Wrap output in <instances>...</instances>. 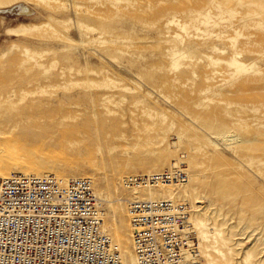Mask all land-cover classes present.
Instances as JSON below:
<instances>
[{"label":"rangeland","instance_id":"rangeland-1","mask_svg":"<svg viewBox=\"0 0 264 264\" xmlns=\"http://www.w3.org/2000/svg\"><path fill=\"white\" fill-rule=\"evenodd\" d=\"M16 107L0 148L15 137L113 201L134 197L127 177L183 161L175 201L203 264H264V0H0V111ZM31 108L56 117L27 127ZM62 117L91 134L38 140Z\"/></svg>","mask_w":264,"mask_h":264},{"label":"built area","instance_id":"built-area-1","mask_svg":"<svg viewBox=\"0 0 264 264\" xmlns=\"http://www.w3.org/2000/svg\"><path fill=\"white\" fill-rule=\"evenodd\" d=\"M188 180L185 163L127 177V187ZM192 208L172 199L129 202L138 264H203ZM102 202L91 179L62 181L13 173L0 178V264H123L102 227Z\"/></svg>","mask_w":264,"mask_h":264},{"label":"bare ground","instance_id":"bare-ground-1","mask_svg":"<svg viewBox=\"0 0 264 264\" xmlns=\"http://www.w3.org/2000/svg\"><path fill=\"white\" fill-rule=\"evenodd\" d=\"M210 18H211L210 13L204 17L206 21H209ZM204 25H208V24L204 22ZM217 25L218 24L215 23L214 25L211 26L213 28H209V29L214 30L215 27H217ZM211 31H208V32L205 31L203 33L207 34ZM228 66L231 69H233L237 75L249 74L253 72L252 67L240 62L237 58L231 61L228 64ZM21 110L22 108L16 107L15 115L9 109L5 111H0V127L3 128L2 124L4 122H8L12 124L15 123V128L18 127L19 121L23 117ZM27 116H30L29 118L30 120L26 121L28 123L26 124L27 127H30L35 123V122H32V117L39 118L38 120L40 119L54 120L56 117L48 113L47 111H40V112L35 113L32 108L30 109V112ZM63 118L64 117H62V119L60 120L61 122L45 124V126L42 127L43 130H45V132L43 133V137L39 138L38 140H41L42 142L49 143V144L50 143L59 144L61 142L57 141L56 138H60V136H62L63 134H66V136L68 135L70 138L74 137L77 134H82V133L91 134V132L88 130V128L85 125L65 124L63 123L64 121ZM59 125L62 126L63 129L61 128L59 129L60 127ZM98 134L99 132L96 131L92 136H95ZM48 135L49 137H47ZM40 136H42V133L40 134ZM84 139L86 140L85 136H84ZM96 139L98 140V138ZM24 140L27 141L26 133H24ZM4 142L5 143L2 146V148H0V150H1V153L4 156H6L7 159L0 160V178H6L13 173H22V174L34 175L38 177H41L47 174H53L57 178L61 179L62 181H68L69 179L77 178L75 171H71V169H68L67 166L59 167L55 163L48 164L42 156L38 157V155L35 154L34 151L32 152L26 149L25 147H22L19 141L15 137L7 139ZM132 176H137V175H132ZM113 180L115 181L114 192L118 194L117 192L120 190L121 186L123 185L122 183H124L123 182L124 175H122L120 178H116V175H114ZM182 188L183 189L185 188V186H183V183L164 184V185H159L157 187H135V188L127 187L126 184L124 183V191H126L127 193L129 192L130 194L134 195V197L133 198L130 197V199L129 197L128 199L119 197L117 201H113L102 190H101V193L96 192V195L101 200V202L107 205V208H106L107 214L105 213L106 221L102 223V227L104 231H106L110 235V237L113 239V241L118 246L123 264H138L137 256H136L135 249H134V242H133V237H132V226H131L130 214H129L130 200L134 198H139V199L165 198V199L175 200L176 196L178 195L177 194L178 189H182ZM183 202L186 203L187 202L186 199H184ZM125 203L128 204L127 215H126L127 221L122 223L120 221V216H121V213L124 211ZM199 242H200V239H199ZM132 245H133V249H132ZM202 261H203V258H202Z\"/></svg>","mask_w":264,"mask_h":264}]
</instances>
